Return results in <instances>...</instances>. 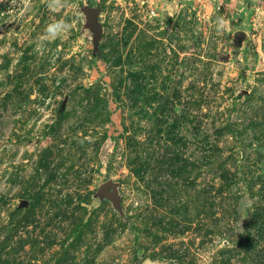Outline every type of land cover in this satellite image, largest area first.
<instances>
[{
    "label": "rangeland",
    "instance_id": "rangeland-1",
    "mask_svg": "<svg viewBox=\"0 0 264 264\" xmlns=\"http://www.w3.org/2000/svg\"><path fill=\"white\" fill-rule=\"evenodd\" d=\"M137 247L264 264V0H0V264Z\"/></svg>",
    "mask_w": 264,
    "mask_h": 264
},
{
    "label": "water",
    "instance_id": "water-1",
    "mask_svg": "<svg viewBox=\"0 0 264 264\" xmlns=\"http://www.w3.org/2000/svg\"><path fill=\"white\" fill-rule=\"evenodd\" d=\"M90 18L92 19V22L94 21V17H95V12L94 9H90ZM246 37V33L243 31H238L234 44L235 46H241L243 39H245ZM116 184L113 181H106L103 183L102 187H101V191L103 192V194L109 198L114 199L115 204L118 205L119 201H118V193L117 191L113 190V191H109L110 187H115ZM139 264H172V261L169 259H163V258H153L150 255H147Z\"/></svg>",
    "mask_w": 264,
    "mask_h": 264
},
{
    "label": "clouds",
    "instance_id": "clouds-1",
    "mask_svg": "<svg viewBox=\"0 0 264 264\" xmlns=\"http://www.w3.org/2000/svg\"><path fill=\"white\" fill-rule=\"evenodd\" d=\"M57 5L55 4H50L49 7L55 8ZM68 25L63 21H55L52 24L48 25L46 28V32L50 37H55L57 36L62 30L66 29Z\"/></svg>",
    "mask_w": 264,
    "mask_h": 264
},
{
    "label": "trees",
    "instance_id": "trees-1",
    "mask_svg": "<svg viewBox=\"0 0 264 264\" xmlns=\"http://www.w3.org/2000/svg\"><path fill=\"white\" fill-rule=\"evenodd\" d=\"M147 254L144 252V250L141 247H137V261L141 262Z\"/></svg>",
    "mask_w": 264,
    "mask_h": 264
}]
</instances>
